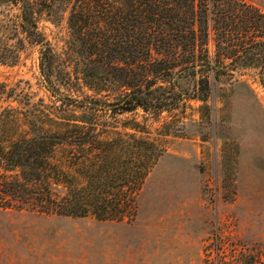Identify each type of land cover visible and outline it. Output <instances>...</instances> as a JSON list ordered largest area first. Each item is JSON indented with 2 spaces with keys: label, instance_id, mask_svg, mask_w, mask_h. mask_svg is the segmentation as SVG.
I'll use <instances>...</instances> for the list:
<instances>
[{
  "label": "trees",
  "instance_id": "1",
  "mask_svg": "<svg viewBox=\"0 0 264 264\" xmlns=\"http://www.w3.org/2000/svg\"><path fill=\"white\" fill-rule=\"evenodd\" d=\"M10 6L17 14L0 31V64L15 66L39 47L43 84L64 108L56 130L27 116L28 133L11 141V111L0 113V209L133 222L163 152L137 135L145 133L139 126L111 136L98 113L158 118L189 100L206 104L211 79L254 65L264 83V14L242 0H0ZM62 9L70 35L64 57L39 27Z\"/></svg>",
  "mask_w": 264,
  "mask_h": 264
},
{
  "label": "rangeland",
  "instance_id": "2",
  "mask_svg": "<svg viewBox=\"0 0 264 264\" xmlns=\"http://www.w3.org/2000/svg\"><path fill=\"white\" fill-rule=\"evenodd\" d=\"M242 1L264 14V0ZM63 10L39 23L59 56L70 37ZM16 14L0 7V31ZM39 57V47H28L17 65L0 64V113L12 116L7 141L28 133L27 116H41L44 131L57 129L64 106L44 86ZM254 66L211 79L205 105L189 100L158 118L99 112V128L111 136L139 126L145 133L137 135L163 152L138 194L134 221L0 209V264H264V83Z\"/></svg>",
  "mask_w": 264,
  "mask_h": 264
}]
</instances>
